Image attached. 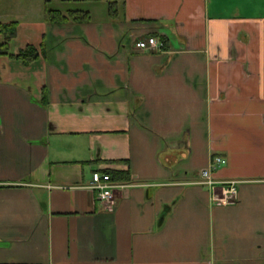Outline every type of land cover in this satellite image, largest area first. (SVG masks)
<instances>
[{
  "label": "crops",
  "instance_id": "1",
  "mask_svg": "<svg viewBox=\"0 0 264 264\" xmlns=\"http://www.w3.org/2000/svg\"><path fill=\"white\" fill-rule=\"evenodd\" d=\"M115 1L46 0L89 19L18 24L38 59L0 56V264H264V0Z\"/></svg>",
  "mask_w": 264,
  "mask_h": 264
},
{
  "label": "built area",
  "instance_id": "2",
  "mask_svg": "<svg viewBox=\"0 0 264 264\" xmlns=\"http://www.w3.org/2000/svg\"><path fill=\"white\" fill-rule=\"evenodd\" d=\"M162 44L154 37L147 38L146 40H140L136 43V47L140 50H159ZM226 164V160L221 156H213L210 159L207 168L199 171V184L206 185L210 188H214L216 182L212 175L220 167ZM237 183L235 180L222 181L220 196H217L214 192V200L219 205H226L234 203L237 198ZM126 185L111 180L109 174L104 172H94L92 174V182L88 186L89 189H93L97 192V199L103 204L110 206L113 201L114 191L124 188ZM213 191V190H212Z\"/></svg>",
  "mask_w": 264,
  "mask_h": 264
},
{
  "label": "trees",
  "instance_id": "3",
  "mask_svg": "<svg viewBox=\"0 0 264 264\" xmlns=\"http://www.w3.org/2000/svg\"><path fill=\"white\" fill-rule=\"evenodd\" d=\"M109 14L112 20H115L122 12V6H120L115 0H108ZM89 19L87 12H67L61 13L59 11L45 10V20L51 24H60L67 22H81ZM18 22L0 23V35L3 37L0 42V56H10L19 59L23 64H29L38 59L39 51L33 45H27L23 49L19 50L16 55L10 54V43L17 35ZM162 44V49L166 47V40L164 38L159 39ZM104 173L110 175L111 180L119 182H129V173L115 170H108Z\"/></svg>",
  "mask_w": 264,
  "mask_h": 264
},
{
  "label": "rangeland",
  "instance_id": "4",
  "mask_svg": "<svg viewBox=\"0 0 264 264\" xmlns=\"http://www.w3.org/2000/svg\"><path fill=\"white\" fill-rule=\"evenodd\" d=\"M46 3V0H0V23L16 21L20 24L21 37L15 45L22 44L25 35L34 38L33 32L41 31Z\"/></svg>",
  "mask_w": 264,
  "mask_h": 264
}]
</instances>
